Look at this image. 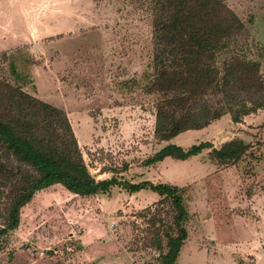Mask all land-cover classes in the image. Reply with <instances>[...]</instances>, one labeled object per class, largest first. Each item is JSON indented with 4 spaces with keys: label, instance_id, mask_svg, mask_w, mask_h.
<instances>
[{
    "label": "rangeland",
    "instance_id": "obj_1",
    "mask_svg": "<svg viewBox=\"0 0 264 264\" xmlns=\"http://www.w3.org/2000/svg\"><path fill=\"white\" fill-rule=\"evenodd\" d=\"M245 24L207 63L234 56L259 63L264 79V0H225ZM149 0H0V22H12L25 41L3 57L0 79L16 83L63 110L83 162L95 180L168 183L181 189L187 231L175 264H264V110L232 122L222 98L207 99L221 116L169 142L218 148L240 138L249 144L236 162H220L210 148L184 160L143 161L167 142L154 138L160 93L145 94L155 43ZM152 9V8H151ZM251 19V22H248ZM7 32V31H6ZM9 52V53H8ZM10 54V55H9ZM29 80L14 81L7 61ZM152 191L79 196L54 184L34 193L15 229L0 236V264H158L146 244L148 218L167 220L169 207ZM7 206L0 190V225Z\"/></svg>",
    "mask_w": 264,
    "mask_h": 264
},
{
    "label": "trees",
    "instance_id": "obj_2",
    "mask_svg": "<svg viewBox=\"0 0 264 264\" xmlns=\"http://www.w3.org/2000/svg\"><path fill=\"white\" fill-rule=\"evenodd\" d=\"M149 3V10L157 11L151 24L156 45L152 72L145 73L142 91L162 94L169 110H155L154 138L167 143L143 164L165 157L184 160L205 148L220 162H236L249 148L240 138L224 141L218 148L206 141L183 148L169 140L186 130L201 129L221 116V110L207 99L209 93L222 98L235 123L243 115L264 110V79L257 61L234 56L221 67L207 63L229 39L244 31L245 24L225 0ZM1 54L5 57L7 52ZM7 63L14 81L22 84L29 80L26 72L23 76L15 67L14 59ZM111 171L109 178L95 180L83 162L64 111L24 91L21 85L0 79V190L7 199L0 236L17 227L21 207L39 190L59 184L70 193L89 196L119 185L128 193L152 191L158 195L157 202L168 205L167 220L159 210L148 218L151 229L146 244L157 251L158 264H175L187 237L183 225L187 209L181 189L149 180H119L116 171Z\"/></svg>",
    "mask_w": 264,
    "mask_h": 264
},
{
    "label": "crops",
    "instance_id": "obj_3",
    "mask_svg": "<svg viewBox=\"0 0 264 264\" xmlns=\"http://www.w3.org/2000/svg\"><path fill=\"white\" fill-rule=\"evenodd\" d=\"M16 31L17 29L14 28L11 20L10 22H8V20L0 22V51L12 50L18 45L26 43L25 41L17 38L15 35Z\"/></svg>",
    "mask_w": 264,
    "mask_h": 264
}]
</instances>
